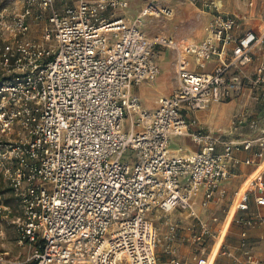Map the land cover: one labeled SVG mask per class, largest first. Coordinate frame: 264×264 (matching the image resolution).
<instances>
[{"label": "built area", "instance_id": "built-area-1", "mask_svg": "<svg viewBox=\"0 0 264 264\" xmlns=\"http://www.w3.org/2000/svg\"><path fill=\"white\" fill-rule=\"evenodd\" d=\"M185 1L210 13L200 41L150 36L144 19L175 14L155 0L136 19L126 14L129 0H22L23 9L0 11V173L19 208L15 222L19 243L30 248L28 264H160L161 245L173 264H184L176 256L173 213L195 219L190 241L206 253L219 218L205 220L199 208L227 196L224 182L240 162L235 152L257 144L245 163L264 158V129L239 140L188 117L244 96L264 103V30L243 32L225 0ZM45 15L48 24L35 39L31 19ZM160 48L175 53L178 83L148 109L137 88L158 79ZM247 124L260 128L240 111L231 129ZM184 136L196 150L172 148V139ZM128 150L134 156L124 159ZM252 184L233 198L247 228L264 224V215L250 213V191L264 206L263 177ZM153 213L166 218L165 235ZM238 250L224 241L219 252L236 264H264L247 230ZM8 263L0 254V264Z\"/></svg>", "mask_w": 264, "mask_h": 264}, {"label": "rangeland", "instance_id": "rangeland-1", "mask_svg": "<svg viewBox=\"0 0 264 264\" xmlns=\"http://www.w3.org/2000/svg\"><path fill=\"white\" fill-rule=\"evenodd\" d=\"M147 1L150 0H146L145 2ZM155 2L159 6L168 5L173 7L175 14L171 18L161 15L159 17L152 16L144 19L142 27L150 36L165 33L185 41H200L206 36V26L210 18L207 10L185 0H155ZM225 2L227 11L239 17L247 16L241 20L244 31L250 28L259 31L262 30L264 26V0H225ZM251 2L253 5H251ZM142 5H132L133 9L131 13L130 9L126 13L129 12L132 19H136L141 11ZM21 9H23L22 0H0V11L12 12ZM47 24L46 15L39 21L31 19V36L35 39H40L42 29ZM159 61L162 67L159 78L171 77L177 86L178 79L173 63L174 53L160 48ZM164 68L166 69L164 70ZM243 107L247 108L249 116H258L264 119V103H258L254 100L247 102L245 99H233L224 103H217L210 109L199 112L198 115L200 116L202 124L204 126L206 125V128L225 130L231 116L240 112ZM190 116L192 115H188V117ZM130 124V118H127L124 130H129ZM133 156L134 152L128 150L124 155V159H129ZM10 188L9 181L0 173V254L6 257V260L9 262L8 264H28L30 248L28 245L19 243L18 228L15 220H17L20 212ZM157 214L153 213L151 217L154 223L158 225L160 220L163 219V216L160 217ZM222 214L219 209H211L205 212V220L209 219V217L211 218L213 215L219 218V223L215 227L216 231L213 237L209 239L210 247H207L206 252L209 251V248L211 249L213 247L214 240L218 236L217 234L219 233L223 220V217L221 218ZM158 217H160V220ZM230 262L229 258L222 256L217 264H230Z\"/></svg>", "mask_w": 264, "mask_h": 264}, {"label": "crops", "instance_id": "crops-1", "mask_svg": "<svg viewBox=\"0 0 264 264\" xmlns=\"http://www.w3.org/2000/svg\"><path fill=\"white\" fill-rule=\"evenodd\" d=\"M129 1H130V7L127 9V11L130 9V13L133 9L132 5L137 6L140 4L142 5V3H144L141 7V9H142L144 7V5L149 2V1L145 2L146 0H129ZM163 6H168V5H163ZM168 7H171V6H168ZM171 8H173V7H171ZM174 12H175V9H174ZM229 13H231V12H229ZM126 14L128 16H130L129 12ZM232 14H234V13H232ZM246 17L247 16L241 17V19L246 18ZM252 30H254L256 32H262L264 30V26H263L262 30H260V31L255 30L253 28H252ZM243 32H244V30H243ZM163 49H165V48H163ZM165 50L169 51V52L171 51L169 49H165ZM259 56H260V53H259ZM158 61H159V53H158ZM173 63H174L175 74L177 76L176 67H175V53H174V62ZM159 64H160V61H159ZM255 64H256V61L251 67H249V70H250L249 72H252L254 70ZM160 66H161V64H160ZM165 69L166 68H164V70ZM161 72H162V67H161ZM160 75H161V73H160ZM175 87H176V85L174 83V80L171 77H163V78L158 77V79L156 81L148 82V83H145V84L141 85L140 87H138L137 93L140 96V99H141L143 106H145L148 109H155L157 106V100H158L159 96L171 94L172 91L175 89ZM238 99H245L247 102L251 100L250 98H248L246 96L238 98ZM213 105H215V104H213ZM213 105H211V107ZM210 108H208V109H210ZM203 111H206V110H203ZM203 111L191 112L188 115H192L193 117L197 118L199 120V122L202 124V122L200 120V116L198 115V113L203 112ZM240 111H245V112H247V115H249L248 114L249 111L247 110L246 107H243ZM233 116H231V118L229 119V123H228L225 130L212 129L209 127H208V129L213 130V131L225 132L226 134L230 135V138H235V139H239V140H243V139H247V138H256L261 134L262 129H264V119H262L261 117H258V116L251 117V115H250L249 116L250 118H255V119H258L260 121V128L257 130H253L247 124V125H244L243 127L239 128L238 130H236V132H233L231 129V120H232ZM245 131H248V132H245ZM171 146L173 149H176L179 146H183L185 148V150L189 151V152L196 150V145L193 143L192 139L188 136L174 137L172 139V145ZM258 149H259V146L257 144H255L250 150H240V151L235 152V157L240 162L234 170L235 176L232 178H229L228 180H226L224 182V185L228 190L227 196L223 200H221L219 203L213 204L209 209L199 208V212H200L201 217L203 216L202 218L205 219L204 215H205V212L207 210L219 209V211H221L223 213L221 216V218L223 217V220L221 222V228L220 229H225V231H226V236L224 239L225 244L227 246L235 249L237 254L240 253V251L238 250V245H239L240 240H241V234L244 230H247L248 235H249V243L251 244L253 249L262 258H264V224L259 223L254 227L247 228L245 225H243L240 222V217L245 216L246 213H244L243 211L242 212L236 211L232 205L234 193L241 188H245L251 179L254 178L253 179V181H254L257 176L261 175L263 177V180H264V171H263L264 168L262 167L264 164V158L260 159L258 164H246L245 163V161L247 159H252L255 157V154L258 151ZM252 182L247 189L251 190L253 188ZM256 194H257V192L255 191V189L250 191V195H251L250 196V206H251L250 213L260 212L262 215H264V206L259 207L255 202ZM223 207H225V208H223ZM158 214L160 215V217L162 216L160 213H158ZM172 216H173L174 221H177L179 224V227H180L179 228V238L175 242L176 256L180 260H182L184 262V264H199L198 263L199 260L202 257L207 256V254H210L211 252L209 250L208 252L205 253V251L198 244H195L192 241H190V239L193 238V235L198 232V227L195 226V219L189 217L187 215V213L180 212V211H176L175 213H173ZM160 217H158L159 220H160ZM212 217H214V215ZM212 217L211 218L209 217V219H207V220H211ZM157 226L159 227L160 233L162 235H165L167 233L168 226H167L165 217L160 220V222ZM208 247H210V243L208 244ZM158 255H159V263L160 264H173L172 259L174 258V256L165 252L164 245H161L158 248ZM222 256H226L227 258H229L231 261L230 264H236L235 261L233 260V258H231L227 255H224L223 253H220V252L218 253L213 264H217L218 260Z\"/></svg>", "mask_w": 264, "mask_h": 264}, {"label": "bare ground", "instance_id": "bare-ground-1", "mask_svg": "<svg viewBox=\"0 0 264 264\" xmlns=\"http://www.w3.org/2000/svg\"><path fill=\"white\" fill-rule=\"evenodd\" d=\"M262 167L264 168V164H263ZM263 171H264V169H263ZM253 179H254V178H253ZM253 179H251V180L248 182V184H247V186H246L245 188H241V189H239V190H238V193H239V192L243 193V192L249 187V185L251 184V182L253 181ZM232 205H233L234 209L237 211V204H236V203H233ZM225 236H226V231H225V229H220V230H219V234H218V236L216 237L215 243H214V245H213V249H212V251H211V253H210L209 262H207V264H213V263H214V261H215L217 255H218V253H219V249H220L222 243L224 242Z\"/></svg>", "mask_w": 264, "mask_h": 264}, {"label": "trees", "instance_id": "trees-1", "mask_svg": "<svg viewBox=\"0 0 264 264\" xmlns=\"http://www.w3.org/2000/svg\"><path fill=\"white\" fill-rule=\"evenodd\" d=\"M10 190H11V188H10ZM11 191H12V190H11ZM2 192H3V191H2ZM2 192H1V193H2Z\"/></svg>", "mask_w": 264, "mask_h": 264}]
</instances>
